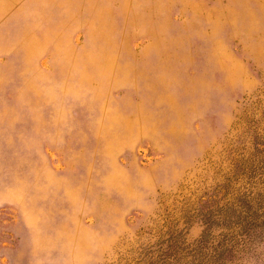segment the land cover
<instances>
[{"label": "rangeland", "instance_id": "374dc122", "mask_svg": "<svg viewBox=\"0 0 264 264\" xmlns=\"http://www.w3.org/2000/svg\"><path fill=\"white\" fill-rule=\"evenodd\" d=\"M0 264H264V0H0Z\"/></svg>", "mask_w": 264, "mask_h": 264}]
</instances>
